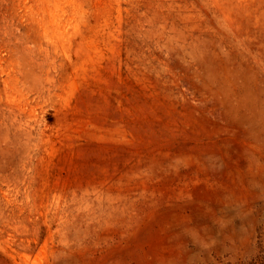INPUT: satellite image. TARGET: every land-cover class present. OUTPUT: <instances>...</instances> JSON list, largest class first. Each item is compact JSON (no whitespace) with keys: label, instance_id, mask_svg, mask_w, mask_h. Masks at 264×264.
<instances>
[{"label":"rangeland","instance_id":"rangeland-1","mask_svg":"<svg viewBox=\"0 0 264 264\" xmlns=\"http://www.w3.org/2000/svg\"><path fill=\"white\" fill-rule=\"evenodd\" d=\"M0 264H264V0H0Z\"/></svg>","mask_w":264,"mask_h":264}]
</instances>
